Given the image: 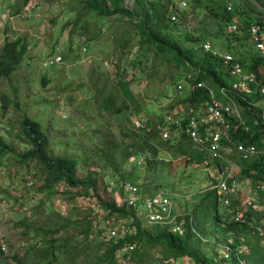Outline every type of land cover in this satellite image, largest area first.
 I'll use <instances>...</instances> for the list:
<instances>
[{
    "label": "rangeland",
    "instance_id": "rangeland-1",
    "mask_svg": "<svg viewBox=\"0 0 264 264\" xmlns=\"http://www.w3.org/2000/svg\"><path fill=\"white\" fill-rule=\"evenodd\" d=\"M147 1L162 3L172 14H178L179 21L171 26V33L186 49L200 50L204 43L202 39L212 45L215 43L216 50L219 51L221 45L228 44L218 38L223 28L224 32H229L224 24L221 25L215 10H212L223 2L227 7L232 6L239 14L243 15L245 11L244 15L264 20V10L254 0H202L197 6L191 5L189 0ZM80 2L32 0L17 13L22 0H0V49L5 41L18 38H27L30 44L29 52L17 73L0 82V98L7 96L14 102L8 111L4 112L0 101V138L15 152L0 158V167H4L10 174L9 181L3 184V188H6H2L4 192L10 191V194L6 192L10 198L7 207L0 205V245L7 246V256L18 255L25 258L26 264H38L41 248L56 239L59 240L57 262L53 264H90L105 251V247L99 249L97 245L100 242L97 238L86 240L81 237V229L75 227H69L57 235L55 233L45 236V230L51 231L64 223H60L56 214L71 216L72 220H76L80 214L84 215L75 207L66 213L60 211L63 209L59 199L67 201L71 196V193H65V189L57 186L55 194L42 193L40 210H35L39 204L26 208L24 202L17 198L19 193H12V185L21 186V180L14 177V172L20 175L28 167L22 165L17 156L23 155L31 148L20 128L24 116L31 117L41 124L49 136L50 154L53 157H69L78 161L79 178L93 173L110 186L112 182L120 179L121 174L126 178L130 177L132 181L144 187L148 195L169 196L179 216L194 213L214 184L212 175L215 168L206 166L190 156L203 155L193 144L186 146V152L190 155L185 156L177 149L166 151L156 147L155 151L147 148L122 165L117 156L108 153L110 160L114 159L110 162L108 155L104 154L107 145L120 146L127 140L126 134L133 136L139 133L133 125L134 119H144L147 123L149 121V126H160L165 116L172 111L170 106L183 99L176 94L175 84L182 80L185 72L168 62L167 57H154L155 47L141 46L139 37L135 32H130L131 25L124 16L101 18L90 13L81 20L77 29H73L81 14ZM136 2L137 0H125V6L134 8ZM83 26H88V36L84 34V29H81ZM122 33H130L132 36L125 47L118 40ZM84 47H87L88 52L83 51ZM58 54L64 58L61 65L45 66L48 58ZM106 62L112 63V66L107 68ZM116 62H119L122 68L129 66L130 62L137 63L136 68H130L123 76L132 81L131 88L139 104L132 106V109L123 115L112 114L103 107L104 99L109 94L120 96L117 93ZM44 79L47 80L46 85ZM121 101L118 102L119 106ZM145 158H155V161L153 164H147ZM140 160H144L142 165L138 164ZM235 164L237 174L242 169L237 161ZM36 165L32 163L33 167H37ZM120 166L121 172L116 174L115 168ZM239 179L241 192L238 196L241 206L254 187L244 174ZM40 186L39 183L38 189ZM256 196L262 203L264 196ZM234 200L232 199V202ZM215 203L214 201L212 205ZM218 213L222 224L232 219L228 210L221 204H218ZM103 218V215H100L95 225L105 231L104 225L108 221L105 222ZM207 220L205 226L210 235L203 238L209 242H203L200 250L206 256L218 259L219 244L224 242V236L213 227V218ZM128 224L123 227L121 224H107V229L109 226L117 227L118 232L123 235L128 228L130 232L134 231ZM39 229L40 235L37 232ZM158 229L157 225L142 220L143 231L157 234ZM196 231L199 232L198 229ZM254 241L263 243L257 237ZM152 253L153 258L146 264H160L159 249L153 250ZM175 264L194 262L184 258Z\"/></svg>",
    "mask_w": 264,
    "mask_h": 264
},
{
    "label": "trees",
    "instance_id": "trees-1",
    "mask_svg": "<svg viewBox=\"0 0 264 264\" xmlns=\"http://www.w3.org/2000/svg\"><path fill=\"white\" fill-rule=\"evenodd\" d=\"M32 0H22L18 6V12H21ZM55 1V0H49ZM81 14L75 21L73 29H77L79 23L88 14H95L101 18H107L115 15L124 16L128 19L131 25V31L135 32L139 37V44L141 46H153L156 49L154 57L163 56L167 57L168 62L175 64V66L183 71L197 74L196 82H206L214 88L228 83L226 78L227 74L224 70L222 62L218 57L212 53L204 52L201 48L186 49L180 44L171 33V26L175 22L172 21V12L166 8L162 3H149L147 0H137L134 8L125 6V0H80ZM191 5L197 6L202 3V0H189ZM264 10V0H254ZM201 7V6H198ZM215 10V15L224 24L227 25L234 23L240 26V32L227 34L223 31L218 35L219 39L227 41L226 46L221 45L220 51L229 53L234 58L241 62L250 72H255L258 76L264 78V62L261 59L259 52L251 42L249 37L248 28L252 23L258 24L263 27L264 20L256 18L251 15L239 14L234 8L233 11L228 10L227 4L223 2ZM242 16V17H241ZM84 34L88 36V26H83ZM132 36L122 33L118 40L125 47L130 41ZM92 40L93 38H89ZM204 42L205 40L202 39ZM119 41V42H120ZM118 42V41H117ZM214 49H216L214 43ZM30 44L27 38H18L16 40H7L0 49V82L11 78L17 73L25 57L29 52ZM87 49V47H85ZM248 49V50H247ZM88 52V49H87ZM134 62H130L129 66L121 67L119 62H116L115 67L118 72L116 73L118 84L117 93L109 94L104 99L103 107L107 112L115 115H123V113L132 109V106L138 105L139 102L132 91L131 80L124 78V73L131 68H136ZM45 85L47 80L44 79ZM208 98L207 92L203 89L191 93L184 102L198 104L206 101ZM120 106L118 102H120ZM2 110L8 111L9 107L14 104L13 100L7 96L0 98ZM243 114L246 120V125L249 130L243 129L240 125L237 129L236 137L247 145H256L260 151V155L255 161L250 163L237 159L240 164L242 173L247 176L253 186H258L259 182L264 180V126L256 124L255 120L259 119V108H249L244 104ZM144 120V119H142ZM145 121V120H144ZM147 123V121H145ZM20 128L23 136L28 141L31 148L23 155L17 156L25 166H31L36 163L35 167L40 173L39 179L41 186L39 187L40 193L55 194L57 186L63 185L66 189L78 188L85 193L93 192L95 200L102 209L108 212L103 218L108 223L118 224L119 222H131L132 231L130 235L126 236L117 242L99 240L98 234L95 233L94 221L90 216L78 215L76 220H72L71 216H63L56 214L60 223L59 227L47 231L45 236L51 234H59L69 227L81 229V237L86 240L90 238H97L99 244L97 247L105 251L99 254L96 259L90 264H146L153 257L152 251L159 249L161 253L160 264H175L180 259L189 258L194 264H264V247L260 243L254 241L255 237L259 238L255 232V219L253 212L247 214L245 222H237L230 218L229 221L223 222L218 213V201L214 191H210L195 208L194 213L187 215H178V222L182 224V233H173L170 226H158L157 234H152L142 230V221L135 216V212L128 210L126 205H121L117 200V190L108 186L100 180V178L93 174L88 173L87 176L79 178L77 176V169L79 163L74 158L69 157H53L50 154V141L49 136L43 130L41 124L31 117L24 116L20 123ZM160 127L149 126L144 130H138L139 133L133 136L126 134L125 143L120 146L110 144L105 147V155L110 153L117 156L121 165L127 163L131 158L149 148L155 150L156 147H161L166 151L177 149L178 152L190 155L186 152V146L191 142L183 136L178 143L165 141L160 135ZM155 146V147H154ZM156 151V150H155ZM15 154L14 150L0 138V158L3 155ZM155 152V157H156ZM192 158L200 163L203 162L202 156L190 155ZM107 158L110 157L109 155ZM111 159L110 162H112ZM147 164H153V160L145 158ZM121 167L115 168L116 174L120 173ZM118 177V175H115ZM132 181L131 178H126L122 174L117 181ZM143 192L147 194L142 187ZM68 193V192H67ZM154 195V194H153ZM75 195L71 193L68 201H72ZM216 202L212 205L213 202ZM43 204V203H42ZM241 200L238 197L233 202L234 212L240 211ZM41 205L35 207V210H40ZM227 210V209H226ZM229 217L232 214L229 212ZM213 218V227L219 231L222 236L227 237L233 235L239 242V237L245 238V245L242 252L232 255L230 260H218L214 257L206 256L201 252L200 247L203 241L195 233L196 229L202 236H208L205 224L207 219ZM258 219V218H257ZM207 220V221H206ZM38 235L41 229L37 230ZM51 232V233H50ZM213 234V233H212ZM69 241L65 240V243ZM59 240L50 242L45 248H41L39 254L40 262L38 264H53L57 262V243ZM131 245H136L133 251L129 250ZM39 247V245H38ZM0 245V264H26L25 258L18 255L11 257L7 256L2 250ZM34 246L31 247L33 249ZM126 249V251H123ZM123 252L120 256L119 252ZM29 251L27 252V254ZM70 255V254H68ZM51 256V257H50ZM158 259V258H156ZM74 261V260H72ZM63 264V263H62Z\"/></svg>",
    "mask_w": 264,
    "mask_h": 264
},
{
    "label": "built area",
    "instance_id": "built-area-1",
    "mask_svg": "<svg viewBox=\"0 0 264 264\" xmlns=\"http://www.w3.org/2000/svg\"><path fill=\"white\" fill-rule=\"evenodd\" d=\"M228 10L233 11V7L229 6ZM172 21L178 23V14L172 15ZM227 31L230 34L238 33L240 26L234 23L228 24ZM248 33L251 42L264 62V27L252 23L248 28ZM200 48L204 52L212 53L219 58L227 74L228 83L220 85L216 89L206 82H196L197 74L185 72L182 80L175 84L176 94L183 99L178 100L173 106L171 105L172 107L170 106L172 111L165 116L159 126L160 135L163 140L173 143H178L185 136L191 144L197 147L203 154L201 155L203 163L215 168L212 175L214 184L211 191H214L218 203L229 210L232 219L237 222H245L247 214L253 212L256 217L253 218L255 219V232L263 241L261 246L264 247V200L261 203L260 200L256 199L258 194L264 196V180L259 182L258 186L252 185L254 189L250 191V196L248 195L243 205L240 206V211H232V199L238 197L241 192L239 178L243 174L241 170L235 174V161H237L235 157L250 163L260 155L256 145H247L236 137L237 129L241 125L243 129L249 130L243 114L244 104L249 110L254 107L259 108V119H256L255 123L264 126V78L255 72H250L232 54L214 49L209 41L202 43ZM83 51L86 53L87 49L84 47ZM63 61V56L58 54L48 58L45 61V66L61 65ZM111 64L105 63L107 68H110ZM201 89L207 92L206 101L196 105L184 102L191 93ZM176 94L175 98L177 97ZM133 125L137 130L147 128V123L142 119H134ZM262 154L264 155V152ZM143 161L140 160L138 164L142 165ZM9 175L4 167H0V205L3 207L9 205L10 191L7 190L6 192L9 194H6L2 190L4 182L10 179ZM39 176L40 173L32 165L28 166L20 175L14 172V177L21 180V186L12 185V193L14 195L19 193L17 198L20 202H24L26 208L35 207L43 201L42 193L38 189ZM110 186L117 190L118 202L121 205H126L128 210L134 211L135 216L141 221L162 227L170 226L173 233H182V224L178 222V215L169 196L164 194L146 195L142 186L135 181H115ZM59 187L65 189V193L69 192L75 195L72 201L59 199L60 207L63 209L60 211L66 213L69 212L70 208L75 207L84 214L83 216H90L94 221L95 233L98 234L99 240L117 242L130 235L129 228L122 235L118 232L117 227H110L114 225L112 223L104 225L105 231L95 225L97 218L100 215L105 217L108 212L98 206L93 192L85 193L78 188L66 189L63 185ZM254 190L255 195L252 196ZM107 224L110 225L108 229ZM118 224L123 227L128 222L123 221ZM128 225L131 226V222ZM195 233L203 242H209L199 232L195 231ZM238 239L239 242L233 235L224 238V242L219 244L220 255L218 260L228 261L233 254L241 252L245 248V238L239 237ZM1 247L5 253L7 246L1 245ZM135 248L136 245H131L129 250L133 251ZM240 248L243 249L240 250ZM119 255L122 256L123 252H119Z\"/></svg>",
    "mask_w": 264,
    "mask_h": 264
},
{
    "label": "crops",
    "instance_id": "crops-1",
    "mask_svg": "<svg viewBox=\"0 0 264 264\" xmlns=\"http://www.w3.org/2000/svg\"><path fill=\"white\" fill-rule=\"evenodd\" d=\"M242 17V16H241ZM224 53V52H223Z\"/></svg>",
    "mask_w": 264,
    "mask_h": 264
}]
</instances>
